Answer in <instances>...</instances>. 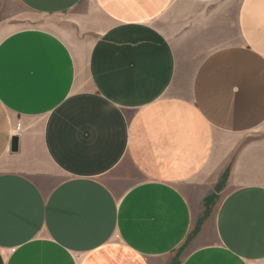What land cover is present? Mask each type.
Wrapping results in <instances>:
<instances>
[{"label": "crops", "instance_id": "crops-1", "mask_svg": "<svg viewBox=\"0 0 264 264\" xmlns=\"http://www.w3.org/2000/svg\"><path fill=\"white\" fill-rule=\"evenodd\" d=\"M0 264H264V0H0Z\"/></svg>", "mask_w": 264, "mask_h": 264}, {"label": "water", "instance_id": "water-1", "mask_svg": "<svg viewBox=\"0 0 264 264\" xmlns=\"http://www.w3.org/2000/svg\"><path fill=\"white\" fill-rule=\"evenodd\" d=\"M17 148H18V138H17V137H14V138H13V143H12V149H13L14 151H16Z\"/></svg>", "mask_w": 264, "mask_h": 264}, {"label": "rangeland", "instance_id": "rangeland-1", "mask_svg": "<svg viewBox=\"0 0 264 264\" xmlns=\"http://www.w3.org/2000/svg\"><path fill=\"white\" fill-rule=\"evenodd\" d=\"M89 2H90V0H89Z\"/></svg>", "mask_w": 264, "mask_h": 264}]
</instances>
